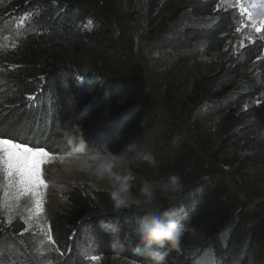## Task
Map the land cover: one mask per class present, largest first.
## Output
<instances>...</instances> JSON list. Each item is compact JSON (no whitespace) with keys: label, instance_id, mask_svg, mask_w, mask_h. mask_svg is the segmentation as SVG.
Segmentation results:
<instances>
[{"label":"trees","instance_id":"trees-1","mask_svg":"<svg viewBox=\"0 0 264 264\" xmlns=\"http://www.w3.org/2000/svg\"><path fill=\"white\" fill-rule=\"evenodd\" d=\"M8 1L7 15L30 16L19 45L4 56L5 65L10 64L5 67V83L18 89L9 92L14 95L13 102L3 105L12 108L8 109L9 121L33 123L34 127L43 123L36 139L42 134L44 142L53 126L55 134L59 128L64 132L80 125L89 149L121 155L127 169L145 181L159 185L170 176H179L184 191L177 199L158 191L154 202V210L160 214L180 205L188 208L185 221L191 231L183 236L178 249L167 250L168 264H251L250 259L264 251V218L217 177L218 170L206 163L201 150L180 140L174 122L163 120L164 114L151 116L154 105L149 92H141L133 82L113 81L106 76L107 47L103 44L107 35L103 37L100 28L87 29L84 22L94 17V12L110 21L113 0ZM138 11L150 32H159L149 39L152 47H199L188 56L180 55V61L222 52L237 19L219 0H188L181 7L176 6V0H140ZM251 66L255 76L211 105L221 111L260 98L257 104L222 119L219 150L240 148L237 164L241 169L264 161L263 41L255 40L229 56L215 74L194 79L188 96L193 102L219 96L235 76ZM130 74L136 76L133 67ZM187 84L179 79L167 81L163 88L166 102H172ZM151 141L157 151L180 143L154 161L140 151L141 145ZM67 199L70 209L53 219L54 229L59 231L57 243L64 251L58 256V264H86L79 248L84 233L107 244L111 252L151 264L136 252L137 229L147 211L142 204L116 211L111 192L89 194L80 188L70 190ZM101 221L117 226L118 232L101 227ZM24 230L21 221L0 228V264H43L32 235Z\"/></svg>","mask_w":264,"mask_h":264},{"label":"rangeland","instance_id":"rangeland-1","mask_svg":"<svg viewBox=\"0 0 264 264\" xmlns=\"http://www.w3.org/2000/svg\"><path fill=\"white\" fill-rule=\"evenodd\" d=\"M187 1L176 0V6L181 7ZM139 2L140 0H113L110 21L94 12L95 16L84 22L87 29L100 28L101 35L103 37L107 35V40L103 44L107 47L104 52L106 76L115 81L133 82L140 87L141 92H149L154 105L150 110L151 116L164 114L163 120L168 118V121L174 122L179 128L177 136L180 140H185L188 145L192 144L201 150L206 163L218 170L217 177L223 179L239 198L243 195L244 198L241 199L245 200L247 207L264 218V161L258 166L241 169L237 164L241 149L221 151L218 145L222 135V119L257 104L260 98L247 99L236 105L221 108V111L211 106L214 101H219L224 93L255 76L254 68L251 66L245 72L235 76L219 96L208 98L204 102L199 100L193 102L188 99L191 94L190 85L194 79L215 74L219 71L222 61L255 40H262L264 43V28L258 31L252 27L253 20L257 24L264 20V0H219L222 7L236 14L235 30L222 52L209 57L199 56L190 61H180L179 56L192 54L199 49L197 45L175 49L176 51L167 46H151L149 39L159 32H150L151 28L142 22L140 14L138 16ZM8 3V0H0V138L24 144L34 150L43 149L52 158L40 165L42 179L47 187L43 189V210L39 213L35 212V204L30 196L16 198V190L9 186V177L0 165V228L14 221H21L25 225L23 233L28 232L32 235L43 264H58L60 261L58 256H62L64 251L60 243H57L56 237H59V231L56 232L54 229L53 219L56 215L70 209L68 192L74 188H80L89 194L97 191L111 192L112 183L107 179L98 180L89 171L81 168L76 159L82 151L94 154L100 152L98 149L87 147L82 150L77 145L69 144L65 138V131L59 128L55 134L52 133L54 126L48 131L50 134L45 142L42 140V134H39L38 143L31 142L26 137L37 138L43 123L34 127L33 123L20 124L9 121L11 117L8 109L12 108L6 105L3 107V105L7 104L6 102H13L14 95L9 92L14 93L18 89L9 82L5 83V67L7 68L10 64L5 65L4 56L7 51L15 50L19 45L20 39L26 33L30 16L28 14L7 15ZM241 4L245 6L251 4L253 7H246L242 13ZM249 12L251 16L248 15ZM167 31L171 39L172 31L169 28ZM131 67L134 68L136 76H131ZM178 79L188 84L172 102H166L163 94L165 83ZM179 143L174 142L173 145L166 146L164 150L157 151L156 145L151 141L145 147L141 145L140 151L156 161L169 149L177 147ZM129 171L133 177L130 182L131 192L139 198L137 189L143 186L145 180L139 174ZM49 236L51 239L48 238ZM90 236L84 233L79 245L87 261L86 264H142L123 254L109 251L107 244L100 243ZM92 257L99 259L93 260ZM250 261L251 264H262L264 251L255 254Z\"/></svg>","mask_w":264,"mask_h":264},{"label":"clouds","instance_id":"clouds-1","mask_svg":"<svg viewBox=\"0 0 264 264\" xmlns=\"http://www.w3.org/2000/svg\"><path fill=\"white\" fill-rule=\"evenodd\" d=\"M65 138L69 144L77 145L82 150L88 147L80 125L67 129ZM76 159L81 168L89 171L98 180L107 179L112 183L111 198L116 211L129 208L133 204H142L147 209L137 229L138 247L136 252L138 255L148 258L151 264H168L167 250L178 249L183 236L191 231L190 224L185 221L188 208L186 205H180L160 214L154 210V202L158 191L171 200L177 199L178 195L184 191L181 178L175 175L170 176L165 183L159 185L152 181H145L139 193L141 199L135 197L131 192L130 182L133 177L121 155L110 151L94 154L82 151ZM241 198H244L243 195ZM101 227L113 233L118 232L117 226L107 225L103 221H101Z\"/></svg>","mask_w":264,"mask_h":264},{"label":"snow or ice","instance_id":"snow-or-ice-1","mask_svg":"<svg viewBox=\"0 0 264 264\" xmlns=\"http://www.w3.org/2000/svg\"><path fill=\"white\" fill-rule=\"evenodd\" d=\"M247 8L253 7L241 4V12ZM251 16V13H248ZM252 27L256 30L264 28V20L259 24L255 20ZM52 157L43 149L34 150L24 144L14 143L9 139L0 138V165L3 166L4 172L9 177V186L16 190V198L21 196H30L35 204V212L43 210V189L47 187L42 179L40 165L48 162ZM51 239V237H48ZM93 260L99 259L92 257Z\"/></svg>","mask_w":264,"mask_h":264},{"label":"built area","instance_id":"built-area-1","mask_svg":"<svg viewBox=\"0 0 264 264\" xmlns=\"http://www.w3.org/2000/svg\"><path fill=\"white\" fill-rule=\"evenodd\" d=\"M19 136H21V134ZM27 138H28V141L31 140V142H37L38 143V140L36 138H34V137L32 138L31 136H29Z\"/></svg>","mask_w":264,"mask_h":264}]
</instances>
